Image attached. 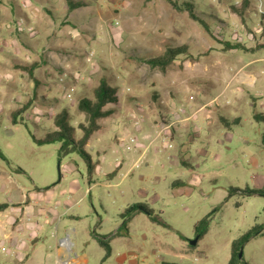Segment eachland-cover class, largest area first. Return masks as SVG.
Here are the masks:
<instances>
[{
  "label": "rangeland",
  "instance_id": "rangeland-1",
  "mask_svg": "<svg viewBox=\"0 0 264 264\" xmlns=\"http://www.w3.org/2000/svg\"><path fill=\"white\" fill-rule=\"evenodd\" d=\"M78 1L85 5L68 11L65 0H0V150L9 160L0 158V201L17 182L68 188L75 177L86 186L88 175L94 182L107 180L79 154L59 156L61 143L35 142L58 129L54 117L62 110L78 138V125L85 122L78 101L93 98V89L104 81L116 89L117 99L110 104L112 114L100 120L101 128L85 145L92 166L99 159V167L106 169L108 159L132 153L117 139L134 136L141 156L133 176H148L119 187L96 184L92 195L104 202H124L148 191L150 198L142 203L170 226L149 223L156 241L143 248L148 263L158 258L177 264H226L233 240L255 224L264 229V195L230 190L264 188V123L253 117L255 111L264 113V0H248L246 6L243 0H185L209 32L165 0ZM234 6L243 8L236 11ZM224 42L248 50L228 48ZM182 45L189 55L178 56L164 69L145 61ZM177 91L186 110L196 108L195 100L207 106L190 123L201 125L206 110L212 116L208 134L187 138L186 163L172 165L165 157L175 152L173 146L138 141L128 109L132 103L139 108L165 105ZM137 118L140 126L147 122ZM226 133L232 137L225 138ZM112 179L114 184L118 176ZM173 180L184 182L181 192L170 185ZM152 189L166 197L153 202ZM207 214L208 228L198 236L195 223ZM142 226L139 217L128 224L133 240L142 241ZM241 248L239 264H264V235L252 236Z\"/></svg>",
  "mask_w": 264,
  "mask_h": 264
},
{
  "label": "crops",
  "instance_id": "crops-1",
  "mask_svg": "<svg viewBox=\"0 0 264 264\" xmlns=\"http://www.w3.org/2000/svg\"><path fill=\"white\" fill-rule=\"evenodd\" d=\"M177 92V96L165 105L139 108L132 103L128 109L129 114L133 112L147 120L143 126H140V122L138 126L132 123L139 131L138 141L144 142L146 146L158 147L160 140L165 146H173L175 152L171 150V154L165 157L172 165L186 163L184 155L188 152L185 143L187 138L196 140L208 134L207 122L212 116V112L206 110L201 125L190 123L207 106L195 100L196 108L190 109L188 106L186 110L179 105L183 104L182 92ZM179 108L182 110L179 111ZM228 134L224 136L230 139L232 134ZM140 156L135 149L112 161L106 159V169L99 167V159L95 160L92 169L96 166L95 169L98 168L101 176L107 180L94 182L88 175V186L80 184L75 177L68 188L59 185L47 188L36 184L29 186L18 182L7 188L5 200L2 201L7 203V207L0 211V264H163L165 261L158 258H154V263H148L150 259H147V250H143L145 243L156 241V236L148 232L147 227L152 220L145 211L135 213L127 223L128 227L137 217L141 219V242L133 240V230L129 227L128 234L117 233L121 222L120 213L127 206L141 204L150 198L146 194L148 191L144 190V195L140 197L123 199L124 202L119 199L104 202L92 195L96 184L107 188L115 184L119 187L122 183L130 185L135 181H144L147 172H138L133 176V169L137 167L134 163ZM159 159L155 158L156 163H160ZM79 176L84 177L81 172ZM116 176L118 180L113 184L112 178ZM7 177L10 178V174ZM170 185L180 188L177 191L181 192L184 182L173 180ZM152 191L155 193V197L151 198L153 202L166 197L156 194L155 189ZM118 193L122 197L124 190H118ZM96 199L100 206H97ZM98 237L110 246V254L104 259L105 248Z\"/></svg>",
  "mask_w": 264,
  "mask_h": 264
},
{
  "label": "trees",
  "instance_id": "trees-1",
  "mask_svg": "<svg viewBox=\"0 0 264 264\" xmlns=\"http://www.w3.org/2000/svg\"><path fill=\"white\" fill-rule=\"evenodd\" d=\"M66 7L68 11L76 9L78 7L84 6V2L78 0H65ZM169 4L173 6V8L186 11L188 16L196 21L199 25H201L207 32H209L208 24L205 20L200 17L197 13V10L194 8L193 4L189 1L182 0L181 4L175 0H165ZM248 0H243V4L246 6L248 5ZM236 11H239L242 6L235 7ZM224 45L228 48H237V49H244L248 50L243 46V44L235 43L233 45L224 42ZM264 46V44H262ZM180 55H189L187 51V46H175V47H168L163 54L157 55L154 57H148L145 61L148 63L150 67H159L164 69L171 63L175 61V59ZM116 89L109 86L104 81H101L94 89H93V98H81L78 101V108L82 111L85 115V122L79 123V129L81 130V135L76 138L74 136V128L69 123L68 115L66 110H62L54 117L55 126L58 129L53 131L46 132L41 138L35 139L37 144H49L54 142L61 143L58 148V155L64 156L70 153H76L82 156L87 162L89 167H92V162L90 159V155L85 150V145L90 138V136L98 129H100V120L109 116L113 112V107L111 105L115 104L116 101ZM111 104V105H110ZM110 105V106H108ZM253 117L256 121L264 123V113L255 111ZM238 121V119H236ZM261 141L264 144V131L261 133ZM0 158L9 163V160L0 150ZM18 172H24L21 167H17L15 169ZM49 187V186H47ZM46 187V188H47ZM230 190H238L243 193L244 196H251L254 194L264 195V188H250L246 187L244 189L240 188H233L230 187ZM7 207V203L0 202V211L4 210ZM140 211H145L150 219L154 222H158L166 227H170L161 217L159 214H154L151 209L147 208L143 204L133 203L127 206L122 213H120L121 222L117 229V233L119 235H126L128 234V227L127 223L131 219V217ZM209 225V214L204 216L203 218L199 219L195 223V231L198 236L204 234ZM256 235H264L263 224H255L249 230L244 232L239 238L233 240L231 242V249H230V257L226 264H239L241 258L238 257V252L240 247L252 236ZM181 237V236H180ZM98 241L103 245L105 248V254L103 259L108 257L110 254V246L108 243L104 242L101 238L98 237ZM163 264H177L174 262L165 261Z\"/></svg>",
  "mask_w": 264,
  "mask_h": 264
},
{
  "label": "built area",
  "instance_id": "built-area-1",
  "mask_svg": "<svg viewBox=\"0 0 264 264\" xmlns=\"http://www.w3.org/2000/svg\"><path fill=\"white\" fill-rule=\"evenodd\" d=\"M18 23H19L18 29H20L21 24H20V22H18ZM27 30L28 31L32 30V27H28ZM181 110H182V108H179V111H181ZM130 118H131L134 126L139 125V119L137 118V116L133 112L130 114ZM118 141L123 145V147L126 150H132L133 151L136 149V138L134 136H129L127 139L120 136L118 138Z\"/></svg>",
  "mask_w": 264,
  "mask_h": 264
},
{
  "label": "water",
  "instance_id": "water-1",
  "mask_svg": "<svg viewBox=\"0 0 264 264\" xmlns=\"http://www.w3.org/2000/svg\"><path fill=\"white\" fill-rule=\"evenodd\" d=\"M193 243H195V241L191 242V244H193ZM241 256H242V248L240 247L239 252H238V257L241 258Z\"/></svg>",
  "mask_w": 264,
  "mask_h": 264
}]
</instances>
